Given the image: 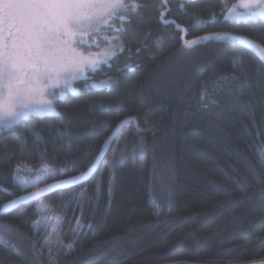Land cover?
Listing matches in <instances>:
<instances>
[{"label":"trees","instance_id":"obj_1","mask_svg":"<svg viewBox=\"0 0 264 264\" xmlns=\"http://www.w3.org/2000/svg\"><path fill=\"white\" fill-rule=\"evenodd\" d=\"M135 2L143 7L123 22V51L94 74L114 78L109 87L80 80L78 93L56 102L61 116L31 115L0 133L1 209L29 191L18 171L72 169L45 183L82 173L114 128L136 117L86 182L0 214V264H264V52L213 41L191 57L181 52L184 39L216 33L264 49V23L225 20L236 0ZM197 18L210 23L177 30ZM114 152L125 158L105 167ZM41 202L49 211H35ZM49 215L62 222L36 225Z\"/></svg>","mask_w":264,"mask_h":264},{"label":"snow or ice","instance_id":"obj_2","mask_svg":"<svg viewBox=\"0 0 264 264\" xmlns=\"http://www.w3.org/2000/svg\"><path fill=\"white\" fill-rule=\"evenodd\" d=\"M141 7L143 5L135 0H132L131 3H125V0H0V132L12 129L23 118H27L30 113L37 114L41 119L46 114L61 116V113L55 112L53 106L54 100L63 101L66 95L65 92L57 94L53 91L60 87L61 77L71 75L72 80H75L78 76H83L86 68L96 70L100 63L98 60L76 53L70 47V43L75 40L77 35H86L87 31L98 30L99 25L107 24L104 17L107 16L111 19L118 16L121 11L137 13ZM225 7L227 6L225 5ZM237 8L243 9V11H237ZM119 19L125 21L127 16H119ZM224 19L243 21L245 24L249 22L264 23V0H237V3L227 10ZM208 23L210 22L197 18L187 28L181 29L179 25H176V28L186 36L197 27L205 26ZM94 26L96 27L94 28ZM115 31L124 32L125 29L121 27ZM114 38L118 39V37ZM210 41L225 43L233 49L239 47L246 50L258 49L264 52V49L259 48L251 40L230 33L205 35L192 40L184 39L181 52L185 57H191L198 54L200 49L206 47ZM156 43L159 46L160 40L158 39ZM258 59L261 66H264V55L258 56ZM103 62L107 63V58ZM237 63L242 64V60L233 61L234 65ZM241 71L244 69L242 68ZM83 78L87 79V77ZM63 83L68 91L73 93L78 91L71 87V81L64 80ZM91 86L96 87L94 84ZM104 86L107 87L108 82H105ZM49 96L52 98H45ZM135 121L136 117H126L122 120L104 145L100 146L101 157L97 159L102 158L106 147L123 126ZM136 130L140 131L138 127ZM139 143L140 152L143 154L146 151V141L141 138ZM126 144L127 141H125V146ZM124 158L123 152H120L119 158L114 152L113 160L103 163L105 167L115 168ZM84 167L93 168L94 164L90 161ZM71 170L60 169L56 172L44 168L41 171L46 176L55 177L57 174H66ZM91 174H94V171ZM37 175L38 179L43 178L39 173ZM82 179L83 177L78 176L68 181L49 185L47 189L37 188L36 191L5 204L2 211H8L22 201L39 200L43 192L62 189L65 184L75 185ZM14 180L21 186H27V182L19 176H14ZM35 184L36 182H33L32 186L35 187ZM100 186L101 181L98 180L97 188ZM0 191L7 192L6 189H0ZM111 191L112 179L110 177L109 192ZM86 192L87 189H82L80 195L86 194ZM62 195L61 192L54 199H62ZM73 199L78 201L75 196ZM261 201L264 203V194H261ZM35 211L44 213L49 211V208L41 202L36 204ZM53 219L62 222V217L49 215L38 220L36 225L43 224L46 227L48 221ZM55 232L57 229L53 228V233ZM12 247L15 248V245ZM74 252V244L70 243L65 246V257L71 256ZM35 255L33 253V258ZM49 264H56V260L50 257Z\"/></svg>","mask_w":264,"mask_h":264},{"label":"rangeland","instance_id":"obj_3","mask_svg":"<svg viewBox=\"0 0 264 264\" xmlns=\"http://www.w3.org/2000/svg\"><path fill=\"white\" fill-rule=\"evenodd\" d=\"M131 2H132V0H125V3H131ZM236 3H237V0L233 5H235ZM233 5L229 8H232ZM237 11H243V9L237 8ZM130 14L131 13H125V12L121 11L118 14V16L113 17L111 19H109L106 16V17H104V20H107V24L99 25L98 30L87 31L86 35H83V36L77 35L75 37V40L70 43V47L72 49H74L76 53L83 54L84 57L100 61L99 66L96 70H93L91 68H86L85 72L83 73V76H78V78L75 80H72L71 75L62 76L61 77V85H60V87L53 89L54 92H56L57 94H59L60 92H65L66 93L65 97L69 94L78 93L80 89L78 88L77 82L80 80L85 81L86 87H92L91 85H93V84L96 85V87H92V88H105V86H104L105 82H108L107 87H109L113 83L114 78H112V77L99 78V77L95 76L94 74L97 73L98 70H101L104 66L110 65L111 60L118 53L123 51V49H124L123 38H122L123 32H117V31H115V29H119L121 27L124 28V26H123L124 21H121L119 19V16H127V20H128ZM226 14H227V11H226L225 15ZM127 20H125V21H127ZM95 27L96 26H94V28ZM114 37H118V39H115ZM69 40L71 41V38H69ZM113 53L115 55H111ZM68 54L71 55V53H68ZM105 58H107V63L103 62V60ZM83 77H87V79H84ZM64 80L71 81V87L73 89H77L78 91L75 93L68 91L67 87L63 83ZM207 96H208V92L204 91L200 96V101H206ZM45 98L51 99L52 97L49 96V97H45ZM57 101L58 100H54V102H53L55 112H58L57 108H56V102ZM31 115H37V114L30 113L28 117H30ZM46 115H48V114H46ZM23 119H26V118H23ZM17 125H15L14 127H16ZM0 133H2V132H0ZM45 168H47V167H45ZM18 170L27 171L28 169L27 168H20ZM15 176H19L20 178H22L23 180H25L27 182L26 187L21 186L18 183L21 190L35 189L38 186H41L42 184H44L48 178V176H46L43 171L40 174V177H43L42 179H38V175L36 177H24V176H22V174H19V171L16 173ZM33 182H36L35 187L32 186ZM53 228H57L56 224H52V226L49 227L50 233H53ZM53 234H55V233H53Z\"/></svg>","mask_w":264,"mask_h":264},{"label":"water","instance_id":"obj_4","mask_svg":"<svg viewBox=\"0 0 264 264\" xmlns=\"http://www.w3.org/2000/svg\"><path fill=\"white\" fill-rule=\"evenodd\" d=\"M125 125H126V124H125ZM125 125H124V126H125ZM124 126H123V127H124ZM116 128H117V126L114 128V130L112 131V133L107 137V139L113 134V132L116 130ZM119 132H120V131H119ZM117 135H118V134H117ZM117 135L115 136V138H113V139L110 141L109 146L106 147L105 154L102 155V158L97 159L98 157H101V153L99 152V154L97 155V157H96L95 160L93 161V164H94V167H93V168H88L86 171H84V172H82V173H79V174H77V175H73V176H70V177H67V178H63V179L54 180V181H51V182H47V183H45V184H43V185H41V186H39V187H37V188H39V189H47L49 185L57 184V183L64 182V181H68V180H70V179H72V178H75V177H78V176L83 177L82 180L77 181L75 185H68V184H65V185L63 186L62 189H53V190L48 191V192H43L40 198H43V197H45V196H47V195H50V194H52V193H54V192H56V191H59V190H64V189H67V188H70V187H73V186L80 185V184L86 182L88 179H90V178L92 177V175H93V174H91V173H92L93 171H94V173L96 172V170H97L98 167L100 166L102 160L104 159V157H105L106 154L108 153L109 148L111 147L112 143H113L114 140L116 139ZM107 139H106V140H107ZM106 140H105V141H106ZM104 143H105V142H104ZM103 145H104V144H103ZM37 188L32 189V190H29V191H26V192L20 194L19 196H16V197L10 199L9 201L5 202V203L2 205L1 209H0V214H6V213H8V212L14 210V209L17 208V207H20V206H22V205H24V204H27V203L33 202V201H22V202H20L19 204L15 205L13 208L9 209L8 211H6V212L2 211L3 206H4L5 204H8V203H10V202L13 201V200H17V199H19L20 197L27 195L28 193H31V192H33V191H36ZM40 198H39V199H40ZM34 201H35V200H34Z\"/></svg>","mask_w":264,"mask_h":264}]
</instances>
